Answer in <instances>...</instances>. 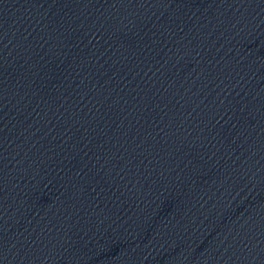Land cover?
<instances>
[{
    "label": "water",
    "instance_id": "1",
    "mask_svg": "<svg viewBox=\"0 0 264 264\" xmlns=\"http://www.w3.org/2000/svg\"><path fill=\"white\" fill-rule=\"evenodd\" d=\"M0 264H264V0H0Z\"/></svg>",
    "mask_w": 264,
    "mask_h": 264
}]
</instances>
